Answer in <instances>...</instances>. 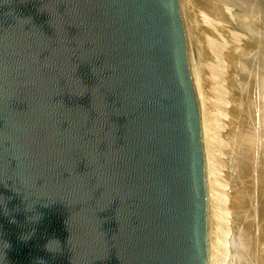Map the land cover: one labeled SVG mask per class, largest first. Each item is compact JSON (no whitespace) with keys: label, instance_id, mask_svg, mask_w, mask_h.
Instances as JSON below:
<instances>
[{"label":"water","instance_id":"1","mask_svg":"<svg viewBox=\"0 0 264 264\" xmlns=\"http://www.w3.org/2000/svg\"><path fill=\"white\" fill-rule=\"evenodd\" d=\"M179 0H0V264H207Z\"/></svg>","mask_w":264,"mask_h":264},{"label":"rangeland","instance_id":"2","mask_svg":"<svg viewBox=\"0 0 264 264\" xmlns=\"http://www.w3.org/2000/svg\"><path fill=\"white\" fill-rule=\"evenodd\" d=\"M179 1L188 35L189 60L194 65L205 124L208 180L213 195L211 201L213 264H232L234 231L231 223L233 224L234 213L239 211L234 191L235 185L238 184L233 179L235 171L232 157L240 156V152L232 149L229 135L236 126L246 128L248 131L249 127L254 128L248 118L251 114L253 119V108L248 115L242 108L245 95L242 87L246 71L240 67L258 55L260 49L264 51V0H250L251 2L246 0L247 3L245 0L236 2L219 0L218 11L211 9V0ZM249 6L253 9H249ZM257 7L261 9V13L255 12L254 9ZM242 10L244 14L241 13ZM251 11L254 14L258 13L259 16L251 15ZM262 73L263 89L264 70ZM249 97L250 102H253L252 97L250 95ZM257 104H260L259 98ZM250 242L249 252L258 253V259L264 264L262 214L252 224ZM255 263L254 259L253 264Z\"/></svg>","mask_w":264,"mask_h":264},{"label":"bare ground","instance_id":"3","mask_svg":"<svg viewBox=\"0 0 264 264\" xmlns=\"http://www.w3.org/2000/svg\"><path fill=\"white\" fill-rule=\"evenodd\" d=\"M236 1L237 0H235V2ZM211 3L212 5L214 3L213 6L212 5L210 6L211 9L217 10V7H218L217 4H219L220 1L211 0L210 4ZM254 8H255V5H254ZM249 9H253V7L252 8L250 7ZM257 9H254L255 12L260 11L258 13H261V9H258V10ZM252 11L250 12L251 15L254 14L253 13L254 11L253 12ZM241 13L244 14L243 10L241 11ZM258 13H255V14H258ZM185 36H186V42H187L188 35L186 31H185ZM259 46H261L260 43H259ZM262 53H264V51L262 52V49H260V52L258 53V55H256L253 58H250L246 64L240 67L242 68L243 71H246V79L244 78L245 83L243 82L244 84L242 87V91L245 93L244 105L242 106V108L245 110L244 112L247 115L250 113V110L253 108V119L251 117L252 116L251 114L248 115V118L250 122L253 124L254 128L251 126L249 127V131H248L246 130V128L244 129L242 127L236 126L235 128H233L232 132L229 135L232 149L235 152L237 151L240 152V156L232 157L234 171H235L233 179L236 181L235 183L238 184V185H235L234 187V191L236 194L235 198L239 204V211H237V213H234L233 224L231 223L233 227L232 230L234 231V233H232L234 234V240H233L234 245L232 249L234 255L233 254L231 255V256H234L231 262L232 264H253L254 259L256 260L255 264H263L261 260L258 259L259 258L258 253H254V251L253 253L249 252V248L251 246L250 241H251L252 224L255 222L256 218H258L261 214L262 216H264V108H262V98L264 101V87L262 89V74H263L262 71L264 70L263 69L264 66L262 65H264V54L262 55ZM188 54H189V50H188ZM190 65H191L192 73L195 77L194 65L191 63V61H190ZM263 85H264V82H263ZM195 88L197 90L196 78H195ZM249 95L252 97L253 102H250ZM198 98H199V106H200V113H201V128H202V136H203L204 155H205L207 196H208L207 264H213V259H212V255H213L212 249L214 248V247L212 248V238H213L212 228L213 227L211 225L212 223L211 222V217H212L211 201H212L213 195H211L212 192L210 188V182L208 180V160L206 158V141H205V127H204L205 124H204V119L202 116V101H201V97L199 93H198ZM258 98H259V103H260L259 105L257 104ZM260 106H261V110H260ZM240 187L242 189L244 188V190H241Z\"/></svg>","mask_w":264,"mask_h":264}]
</instances>
